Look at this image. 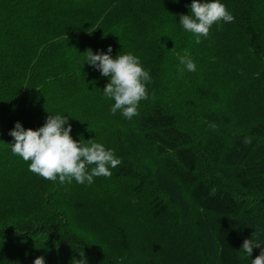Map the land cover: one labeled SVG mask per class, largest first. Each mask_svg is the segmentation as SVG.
Instances as JSON below:
<instances>
[{"label": "trees", "instance_id": "obj_1", "mask_svg": "<svg viewBox=\"0 0 264 264\" xmlns=\"http://www.w3.org/2000/svg\"><path fill=\"white\" fill-rule=\"evenodd\" d=\"M221 2L234 21L197 44L179 23L192 0H0V264H251L260 248L246 257L244 239L264 242V0ZM109 45L152 78L131 120L86 62ZM50 114L123 163L91 185L31 172L9 130Z\"/></svg>", "mask_w": 264, "mask_h": 264}, {"label": "clouds", "instance_id": "obj_2", "mask_svg": "<svg viewBox=\"0 0 264 264\" xmlns=\"http://www.w3.org/2000/svg\"><path fill=\"white\" fill-rule=\"evenodd\" d=\"M231 23L234 16L221 0H192L189 14H180L179 23L183 29L195 37V43L201 37L207 38L214 24ZM113 49L109 45L107 51L93 52L87 49L86 62L99 70L102 76L109 78L103 89L105 97L114 100L111 112L118 110L131 120L138 116L141 101L149 98L147 84L151 82L149 71L145 70L139 57L132 53L111 55ZM180 64L187 71L195 72L196 64L190 55L179 57ZM184 68L180 69L183 72ZM66 115H48L45 123L39 128H25L20 121L9 130L13 137L11 152L29 163V170L49 181L60 184H71L73 179L78 184L93 183L94 177H111L112 169L119 167L123 161L114 150L107 149L102 143L88 139V143L74 139L71 135L72 125ZM67 125V126H66ZM260 240L252 233L245 238L240 248L246 257H252L253 249L260 248L259 254L251 259V264H264V248ZM81 257H85L83 250ZM76 264H87V259L75 260ZM33 264H46L44 256L35 258Z\"/></svg>", "mask_w": 264, "mask_h": 264}]
</instances>
